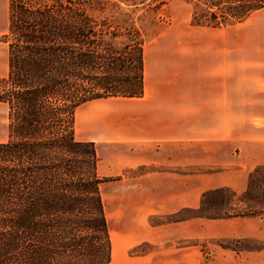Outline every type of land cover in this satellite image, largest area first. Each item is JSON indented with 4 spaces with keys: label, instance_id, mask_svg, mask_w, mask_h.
Returning a JSON list of instances; mask_svg holds the SVG:
<instances>
[{
    "label": "trees",
    "instance_id": "1",
    "mask_svg": "<svg viewBox=\"0 0 264 264\" xmlns=\"http://www.w3.org/2000/svg\"><path fill=\"white\" fill-rule=\"evenodd\" d=\"M184 1L196 7L191 24L209 28L264 8V0ZM98 8L91 0H9L1 39L8 72L0 79V104L8 108L9 125L0 142V264H112L102 195L107 179L98 172L96 144L77 138L76 112L95 100L144 96L145 40L135 30L131 43L115 48L104 37L120 34L92 16ZM263 171L250 174L244 193L205 192L199 208L167 222L262 216L253 189ZM225 195L228 200H217ZM215 208L224 213H207ZM184 211L193 215L181 216Z\"/></svg>",
    "mask_w": 264,
    "mask_h": 264
},
{
    "label": "crops",
    "instance_id": "2",
    "mask_svg": "<svg viewBox=\"0 0 264 264\" xmlns=\"http://www.w3.org/2000/svg\"><path fill=\"white\" fill-rule=\"evenodd\" d=\"M8 3L0 0V79L8 72L1 41ZM144 66V96L95 100L76 112L79 140L96 144L99 175L143 171L121 181L119 205L128 219L121 228L148 231L140 243L157 247L185 240L264 246L259 216L150 225L151 218L199 208L205 192L244 193L250 174L264 166V8L218 28H160L144 47ZM159 253L168 258L156 253L155 264H192L172 246ZM212 264H264V247L216 246Z\"/></svg>",
    "mask_w": 264,
    "mask_h": 264
},
{
    "label": "rangeland",
    "instance_id": "3",
    "mask_svg": "<svg viewBox=\"0 0 264 264\" xmlns=\"http://www.w3.org/2000/svg\"><path fill=\"white\" fill-rule=\"evenodd\" d=\"M126 1L128 0H91L94 5H98L100 3L103 7V9H91L90 13L92 16L97 21H102V23H107L112 26L113 31L119 32L120 37L118 39H111L109 36L104 37L108 42H111L115 48H120L123 45L131 43V35L135 30L141 32L146 45L147 42H150L154 38L160 28L170 27L174 24L176 25L186 22L191 23L193 12L196 10V7L193 4L184 0H129L134 1L130 3ZM161 1H166L167 4L159 5V2ZM8 125V108L6 105L0 104V141L7 140ZM77 138H81L80 133ZM142 172L143 171H130L125 173L124 177L122 176L117 178H106L100 173L102 178L107 179V182L102 185V193L106 207L111 241L113 238L115 243V255L112 253V264H155L152 260L156 257V253L157 255L159 254L160 258H168L166 254L159 253V250L161 249V251H164L169 246H172L173 250L177 253H180L181 251L184 252L183 259L185 260L187 258L189 263L192 264L200 257L201 264H212L214 247L219 246L224 249L234 250L233 248H227L224 246V244L228 243H231L232 246L238 247V249L234 251L264 247L251 241L241 242L208 240L204 242H197L193 240H185L180 242H166L163 247H157L156 245L148 242L140 243L143 237L148 236V231L121 228L123 221H127L128 219L124 220L126 214L121 210L118 194L120 192V186L122 185L121 181L123 179H132L134 176ZM263 193L264 171L259 175L257 186L253 189L254 196L258 198V202L255 204V211L262 215L259 216L262 219H264V202L261 199L263 197ZM228 199V195L217 198V200ZM241 210H247V208L245 206H241L239 211ZM207 213L209 215H221L224 213V210L221 208H215L208 210ZM127 215H133L132 211H128ZM191 215L193 214L188 211L181 213V216ZM168 216L151 218V227L178 223L167 222L166 217ZM172 257H176L175 253L172 254ZM177 257L180 258L179 256ZM164 259L161 260L160 264H164Z\"/></svg>",
    "mask_w": 264,
    "mask_h": 264
},
{
    "label": "bare ground",
    "instance_id": "4",
    "mask_svg": "<svg viewBox=\"0 0 264 264\" xmlns=\"http://www.w3.org/2000/svg\"><path fill=\"white\" fill-rule=\"evenodd\" d=\"M112 246H113V254L115 255V243H114V239L112 238Z\"/></svg>",
    "mask_w": 264,
    "mask_h": 264
}]
</instances>
